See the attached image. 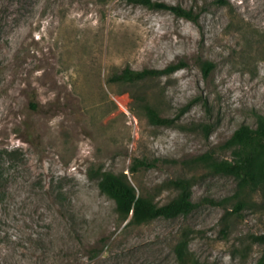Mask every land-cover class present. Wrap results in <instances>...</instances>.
I'll return each mask as SVG.
<instances>
[{"label": "rangeland", "instance_id": "374dc122", "mask_svg": "<svg viewBox=\"0 0 264 264\" xmlns=\"http://www.w3.org/2000/svg\"><path fill=\"white\" fill-rule=\"evenodd\" d=\"M155 1L197 20L128 0H0V264L264 255V193L237 199V181L214 171L234 160L222 148L234 132L264 118V0ZM181 62L170 75L110 81ZM147 106L172 123L152 124ZM135 160L150 166L133 171ZM101 172L126 174L158 205L177 197L171 182L190 180L197 208L129 225L100 191Z\"/></svg>", "mask_w": 264, "mask_h": 264}, {"label": "trees", "instance_id": "16d2710c", "mask_svg": "<svg viewBox=\"0 0 264 264\" xmlns=\"http://www.w3.org/2000/svg\"><path fill=\"white\" fill-rule=\"evenodd\" d=\"M132 4L142 5L150 9L169 10L179 18L191 21L197 20V15L192 10H186L179 6H171L155 0H128ZM186 65L172 64L164 70H142L134 71L129 68L112 76L111 82L120 84H132L162 75L173 74ZM214 65L206 62L203 64L204 76L207 77L213 70ZM148 120L159 126H167L172 120L161 118L158 112L149 106L145 108ZM224 150L233 152L232 162H223L215 166L216 174L233 177L237 181V192L235 198L239 199L248 191L251 193H264V118H258V127L253 130L247 125H242L234 132L232 137L223 145ZM144 160H135L133 171L142 167H149ZM98 187L100 191L115 203V212L123 222L129 225H144L157 218L174 219L179 216H188L196 208L192 200L191 181L176 180L171 185L178 191V195L171 202L158 205L151 198L137 196L135 189L128 183L126 174H115L112 172H101L98 175ZM243 202L236 204L238 212ZM258 239L264 241V236ZM183 249V248H182ZM179 255H182L181 248ZM258 264H264V255Z\"/></svg>", "mask_w": 264, "mask_h": 264}]
</instances>
